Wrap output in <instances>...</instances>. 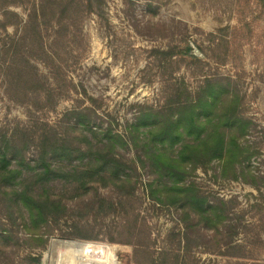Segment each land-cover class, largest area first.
<instances>
[{"label": "rangeland", "instance_id": "1", "mask_svg": "<svg viewBox=\"0 0 264 264\" xmlns=\"http://www.w3.org/2000/svg\"><path fill=\"white\" fill-rule=\"evenodd\" d=\"M104 9V18L87 15L73 33L58 36L52 47L59 67L47 61L45 54L33 57L37 73L34 85L51 86L62 92L51 103L42 106L34 97L30 101H14L5 92L4 69H0V133L23 126L33 130L44 122L56 125L62 133L68 122L74 121H68L65 112L92 104L89 96L96 99L98 121L122 130L126 122L135 120L139 104L160 106L169 82L174 79L183 80L194 92L207 75L229 76L242 98V112L252 120L244 143L258 151L246 162L255 179L222 176L219 161L214 160L206 172L198 169L186 183L194 182L212 198H236L234 219L241 225L254 224L237 239L254 247L255 259L238 260L210 253L202 240H195L186 262L248 264L257 260L264 264V245L257 239L258 233L264 235V0H106ZM16 10L21 12L20 8ZM224 26H229L225 35L229 45L218 49V55L212 57L207 34H219L218 29ZM8 32L14 34L15 29L9 27ZM1 36L3 33L0 39ZM54 36L49 30L45 37L47 45ZM184 41L192 42L200 50L201 55L195 56L203 62L181 60L179 66H170L151 52L153 48H168ZM119 154L137 158L135 149H119ZM34 155L35 146L31 145L26 156L33 159ZM139 162L136 171L127 169L134 177L135 189L133 200L125 209L118 203L119 191L109 184H101L97 192L90 189L82 197L66 193L69 218L60 222L59 227L96 238L61 237L55 233L45 248L33 249L41 256L42 264H148V253L153 254L157 263L161 262L162 252L171 254V259L174 254H184L182 249L180 253L176 237L178 231H185L182 210L151 196L149 185L155 174ZM254 181L259 189L252 185ZM52 185L62 189L59 180ZM101 197L106 200L104 203ZM239 214L242 218L236 216ZM73 222L83 227L72 229ZM16 230L20 241L14 236L11 249L0 247V264H26L23 256L32 249L24 241L25 230ZM188 234L196 236L191 230ZM65 241L76 245L74 251L58 244Z\"/></svg>", "mask_w": 264, "mask_h": 264}, {"label": "trees", "instance_id": "2", "mask_svg": "<svg viewBox=\"0 0 264 264\" xmlns=\"http://www.w3.org/2000/svg\"><path fill=\"white\" fill-rule=\"evenodd\" d=\"M105 5L106 0H0V33H3L0 69H4L7 95L17 102L34 97L43 106L62 93L51 86L34 85L37 73L32 59L45 54L47 61L59 67L52 47L58 36L73 33L77 23L87 15L104 18ZM9 27L15 29L14 34L8 32ZM228 28L220 27L219 34H207L212 57L218 55V49L229 45L225 37ZM49 30L55 36L47 45L45 37ZM151 52L170 66H179L181 60L203 62L192 53L188 41L168 48H153ZM89 99L92 104L65 112L68 121H74L68 122L62 133L49 122L33 130L23 126L10 133H0L1 249H11L14 236L20 241L16 230L20 227L26 233L24 241L32 249L23 256L26 264H42L41 256L33 249L45 248L55 233L61 237L96 238L59 227L60 222H67L69 218L66 193L82 197L90 189L97 192L98 186L109 184L119 191L118 203L125 209L133 200L135 189L134 177L127 169L136 171L140 161L155 174L149 185L151 196L164 204L180 207L185 229L176 234L182 256L174 254L171 259V254L162 252L161 262L157 263L153 254L148 253V264H179L180 261L188 264L189 249L195 240H202L204 249L210 253L238 260L255 259L254 247L237 239L254 224L241 225L234 219L236 198H212L194 182L186 183L198 169L206 172L214 160L219 161L222 176L236 180L242 177L244 181H249V177L255 179L246 162L258 151L244 143L252 120L242 112V98L229 76L207 75L194 92L183 80L174 79L169 82L160 106L139 104L135 120L126 122L122 130L98 121L96 99L91 96ZM31 145L35 146V155L28 159L26 153ZM124 148L135 149L137 158H124L119 154V149ZM73 160L79 163L72 164ZM56 180L61 181L62 189L52 185ZM100 200L106 201L103 197ZM236 216L242 218L240 214ZM71 226L72 229L83 227L76 222ZM190 230L196 233L194 238L188 234ZM262 235L258 233L257 239L264 245ZM248 264L261 263L252 260Z\"/></svg>", "mask_w": 264, "mask_h": 264}, {"label": "bare ground", "instance_id": "3", "mask_svg": "<svg viewBox=\"0 0 264 264\" xmlns=\"http://www.w3.org/2000/svg\"><path fill=\"white\" fill-rule=\"evenodd\" d=\"M58 244H64V246L66 247V248H68V250L69 251H71V250H73L74 251V249H75V247H76V245L73 243V242H59ZM63 246V245H62ZM84 250H87V251H89L90 250V252H91V249H87V248H84Z\"/></svg>", "mask_w": 264, "mask_h": 264}, {"label": "water", "instance_id": "4", "mask_svg": "<svg viewBox=\"0 0 264 264\" xmlns=\"http://www.w3.org/2000/svg\"><path fill=\"white\" fill-rule=\"evenodd\" d=\"M190 46L192 48V53L194 55H201L200 50L192 42L190 43Z\"/></svg>", "mask_w": 264, "mask_h": 264}]
</instances>
